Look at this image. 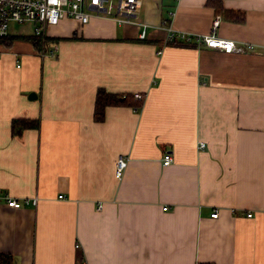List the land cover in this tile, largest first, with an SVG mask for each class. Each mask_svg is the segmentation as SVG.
<instances>
[{"label": "crops", "instance_id": "0c3cea01", "mask_svg": "<svg viewBox=\"0 0 264 264\" xmlns=\"http://www.w3.org/2000/svg\"><path fill=\"white\" fill-rule=\"evenodd\" d=\"M215 16L217 36L253 50L165 43L167 25L208 34ZM135 19L143 39L92 16L0 42V195L37 198L13 209L0 198V253L264 264V0H140ZM98 90L118 97L99 120Z\"/></svg>", "mask_w": 264, "mask_h": 264}, {"label": "built area", "instance_id": "2783aa9c", "mask_svg": "<svg viewBox=\"0 0 264 264\" xmlns=\"http://www.w3.org/2000/svg\"><path fill=\"white\" fill-rule=\"evenodd\" d=\"M140 5V0H0V38L9 34L8 28L10 22L23 23L27 22L33 25L34 36H41L45 27L59 23L65 18L75 20L79 25L86 24L92 16L111 18L117 25L131 24L141 27L138 35L139 39L145 37L146 24L138 22L135 19L136 10ZM220 17L215 16L211 22L212 30L208 34H189L177 33L172 26L167 25V35L165 43L170 44L176 41H194L197 44H204L207 48L216 49L224 54L238 53L243 54L246 51L253 50V45L248 43H236L232 39H225L217 36L215 30L219 26ZM57 50L54 46L49 52L52 55ZM160 52V51H158ZM134 98L141 99L138 93L134 94ZM205 143H201L203 148ZM163 165L171 164L173 159L168 152L162 155ZM126 166V161L121 157L116 159V175L120 177L121 172ZM5 200V205L10 208H19L24 205H35L37 198H27L23 202L6 195H0ZM101 206H98L100 209ZM251 214L246 216L250 217ZM210 217L217 218V212L214 211Z\"/></svg>", "mask_w": 264, "mask_h": 264}, {"label": "trees", "instance_id": "16d2710c", "mask_svg": "<svg viewBox=\"0 0 264 264\" xmlns=\"http://www.w3.org/2000/svg\"><path fill=\"white\" fill-rule=\"evenodd\" d=\"M217 11L221 12L222 9L217 8ZM36 38H38V37H36ZM11 41H12V37H10L9 35H7L6 37L0 38V42H3V44L5 46L9 45ZM34 43L36 44V42H34ZM117 98L118 97L115 95L112 96V95L104 92L103 90H98V92L96 94L95 102H94L95 103L94 115H95L97 120L102 118L101 116L103 115V110H104L105 106H108L110 104L112 105L113 103H116ZM123 100H125V99H123ZM0 264H13V259H12L11 255L0 253Z\"/></svg>", "mask_w": 264, "mask_h": 264}, {"label": "rangeland", "instance_id": "374dc122", "mask_svg": "<svg viewBox=\"0 0 264 264\" xmlns=\"http://www.w3.org/2000/svg\"><path fill=\"white\" fill-rule=\"evenodd\" d=\"M9 34H29L33 35L31 28H30V23L23 22L21 24L16 23V22H10L9 23V28H8Z\"/></svg>", "mask_w": 264, "mask_h": 264}]
</instances>
